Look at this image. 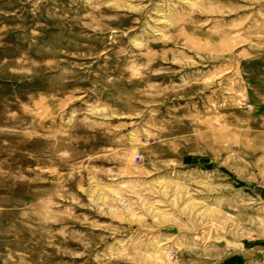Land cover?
Segmentation results:
<instances>
[{
	"label": "rangeland",
	"instance_id": "374dc122",
	"mask_svg": "<svg viewBox=\"0 0 264 264\" xmlns=\"http://www.w3.org/2000/svg\"><path fill=\"white\" fill-rule=\"evenodd\" d=\"M0 264H264V0H0Z\"/></svg>",
	"mask_w": 264,
	"mask_h": 264
}]
</instances>
